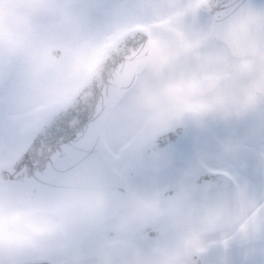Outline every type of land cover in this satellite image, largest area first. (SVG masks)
Wrapping results in <instances>:
<instances>
[{
	"label": "bare ground",
	"instance_id": "1",
	"mask_svg": "<svg viewBox=\"0 0 264 264\" xmlns=\"http://www.w3.org/2000/svg\"><path fill=\"white\" fill-rule=\"evenodd\" d=\"M115 1L117 2L116 12L118 16L123 15L127 18H136L138 16L142 20L148 16L150 19L154 18L155 21L157 20L155 25L157 28L153 33L156 37L154 47L160 55L164 68V70L162 67L158 68L156 72L160 75L152 79L153 81L146 88L147 93L144 96L137 97L134 103L131 104L128 113L124 115L123 121H126L124 124H129L130 126L124 128L127 132H123L121 138L126 136L125 139H127V134L130 133L134 136L135 132L140 131L144 127L146 118L159 103L178 99L181 92L191 93L195 90L194 85L200 75H218L222 71V66L218 65L216 60L205 59V52L201 48L202 44L199 43L202 41L203 32L194 21L195 11L192 8V4L195 3L194 0L191 1L192 4L187 9L183 7L186 0ZM180 11L182 12L181 14H179ZM164 17L167 19L162 22ZM50 19L56 23L63 22V20L67 22L63 6L58 0L54 1L51 10L46 7L45 0H0V24L4 25L5 28L8 27L10 33L7 34L11 36L15 34L14 30L17 31L18 35L14 36V39L19 47L18 51L21 53L20 58H24L27 48L31 45L30 43L35 42V38H40V36L48 32L50 26L47 22ZM93 26L94 24L90 22H82L79 25L80 28L86 30ZM32 34L35 36H31ZM91 38L92 36L87 32L79 33L75 42L76 45L68 44V56L65 61L67 64L64 63V67L55 75L54 82H48L37 90H23V93L33 98L35 97L34 100L40 103L43 94L66 86L71 78L70 67L83 64L84 51L82 46ZM7 43L5 42L4 44L6 45ZM0 61H2L1 58ZM15 61L16 59H13V62ZM263 67L264 65H259L255 69V76H245L246 86L237 91L232 98H228L226 101L222 100L216 104L218 111L215 116L219 118L218 121H215L214 117L210 118L212 133L219 143L224 142L225 129L223 121L228 117L230 121L226 120L225 127L235 126L242 141L251 145L254 152V169L255 171L263 172V177L253 182V186L257 189L264 188V85L260 78ZM157 73L153 72L151 74L155 76ZM15 77L16 75L11 74L8 67L5 68V73L0 76V124L3 121L1 108L5 106L4 110L12 109V111H17L16 108H25L27 103L30 102V98H23L21 102L17 99L19 94H17L15 86L9 90L10 80L12 79L15 82ZM176 81L180 84L174 93H170L169 91ZM229 81L231 82L232 79ZM223 86L224 82L220 84L217 90L222 89ZM9 91L12 93L9 95V101L15 102L7 104L5 101ZM215 97V92H209L199 96V99L205 101L206 104H211ZM216 102H218V99ZM246 107H248V110H252L251 116L259 118L250 139L240 134L241 130H244V126L242 127L244 122L240 118L243 116ZM32 116L31 111H27L24 117H19L18 123L17 120L12 118L7 120L10 124V129L4 132L0 129V142L8 138L7 131H11L14 134L18 128L17 125L28 124ZM222 119L223 121L221 122L220 120ZM120 146L121 142H119ZM226 160V154L224 153L220 159L219 167L225 163L228 166V161ZM229 163L232 166L230 161ZM15 190L13 188L7 191L8 195L6 196V203L1 208L0 219L6 227H11L14 231L13 238L31 235V242L28 245L33 246V243L39 237L41 239L42 234L45 235V232L36 227L24 209L23 202ZM241 199L244 203L248 202L247 195L245 200L243 197ZM203 243H206V241L200 242V244Z\"/></svg>",
	"mask_w": 264,
	"mask_h": 264
},
{
	"label": "flooded vegetation",
	"instance_id": "2",
	"mask_svg": "<svg viewBox=\"0 0 264 264\" xmlns=\"http://www.w3.org/2000/svg\"><path fill=\"white\" fill-rule=\"evenodd\" d=\"M236 148V143L229 144V148ZM239 154V166L235 177L242 187V192L247 194L251 189L249 182L251 177L252 152L248 145ZM185 188H192L194 180L190 175L182 178ZM212 197L184 196V200H193V204L187 208V218L184 221V230L178 235L170 247L178 250L183 260L185 259V245L194 246L199 235L209 229L223 228L225 252V264H264V222H257V213L263 215V207L256 210L252 201L248 202V212H240V202L235 194L233 185L228 183ZM250 196L249 198H251ZM258 211V212H257ZM165 226V225H163ZM216 249V248H215ZM163 264H168L165 260Z\"/></svg>",
	"mask_w": 264,
	"mask_h": 264
},
{
	"label": "rangeland",
	"instance_id": "3",
	"mask_svg": "<svg viewBox=\"0 0 264 264\" xmlns=\"http://www.w3.org/2000/svg\"><path fill=\"white\" fill-rule=\"evenodd\" d=\"M188 12V11H187ZM205 16L203 15V14H201V13H198L197 12V14H196V24H197V26L198 27H200V28H202V29H204L205 30V32H208V30H209V26H210V24L209 23H207V20H206V22H205ZM207 24H209L208 26H207ZM206 34V36L204 35V37L202 38V40L203 41H206L207 39L209 40L210 39V35L208 34V36H207V33H205ZM214 43V46L216 47L215 49H214V52H216V56H218V57H223L222 55H221V53H225L226 54V52H225V50H224V48L222 47V46H220L219 44H217V43H215V42H213ZM153 53H155L154 55H156L155 56V59L157 60V62H158V55H157V51H155V52H151V59H152V64H153V59H154V56H153ZM91 59H89L88 61H90ZM87 61V62H88ZM255 65V64H254ZM253 65V66H254ZM255 67V66H254ZM148 73H149V71H146L145 72V74H144V79H143V81L142 82H140L141 83V85H140V87H141V89H143V91H145V84L144 83H146L145 81L147 80V75H148ZM81 77V76H80ZM80 77L79 78H76V80H75V78H74V80L73 81H71L70 82V84H69V88L68 89H74V88H76V81L77 80H80ZM201 77H203V75H200V77L199 78H201ZM82 80V79H81ZM139 93H140V91H139ZM220 97H221V95H220ZM185 103H187L188 104V106L189 107H191V108H201L202 106L201 105H197L195 102L194 103H192V104H190L189 102H185ZM200 104H202V103H200ZM160 106V105H159ZM186 108V107H185ZM187 109V108H186ZM196 110V109H195ZM154 115H156V114H154ZM110 118H108V122H106V126H105V128H104V132H106V134H107V132H113L114 130H113V122H112V118H114V115H110L109 116ZM149 121V120H148ZM56 224H58V221L56 220ZM49 227H51V225H49ZM53 227V226H52ZM0 237H3V236H7L8 235V232H7V230H6V228H11V227H6V228H4L3 229V227L2 226H0ZM12 234H14V232H12ZM36 249H38V248H36ZM36 249H31V250H29V251H27V250H23V251H21L18 255H17V257L19 258V257H23V256H28V255H32V254H34V253H38V252H43L44 254H48L45 250H43V251H41L40 249L39 250H36ZM51 255H53V256H56V254L55 253H51ZM15 262H16V260L15 261H10V259H7L6 258V254H5V249H4V247H2V246H0V264H15Z\"/></svg>",
	"mask_w": 264,
	"mask_h": 264
},
{
	"label": "clouds",
	"instance_id": "4",
	"mask_svg": "<svg viewBox=\"0 0 264 264\" xmlns=\"http://www.w3.org/2000/svg\"><path fill=\"white\" fill-rule=\"evenodd\" d=\"M159 211L162 215L168 216L174 227H176L177 229L183 226L184 224L183 213L181 212L170 213L167 208H161ZM30 242H31V235L25 237H15V238L9 236L0 237V246L4 247L5 249H18V248L26 247Z\"/></svg>",
	"mask_w": 264,
	"mask_h": 264
},
{
	"label": "water",
	"instance_id": "5",
	"mask_svg": "<svg viewBox=\"0 0 264 264\" xmlns=\"http://www.w3.org/2000/svg\"><path fill=\"white\" fill-rule=\"evenodd\" d=\"M229 33H230V32H229L228 28L226 27V28H225V32L223 33V35L228 36ZM223 35H222V36H223ZM228 40H229V39H228ZM228 43H229L230 48H231L234 52L237 50V51H239V52L241 53V52H243V51H245V50L250 49V48H248V49H239V48H238V45L236 46V45H235L234 43H232L230 40H229ZM263 44H264V40H263L260 44L256 45V46H255L256 48L254 47V48H255L254 51L256 52V51H257V50H258ZM243 46H244V47H247L248 44H244V43H243ZM254 48H252V49H254Z\"/></svg>",
	"mask_w": 264,
	"mask_h": 264
}]
</instances>
